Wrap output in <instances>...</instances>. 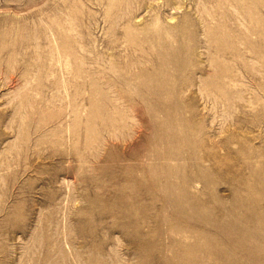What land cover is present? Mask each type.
Here are the masks:
<instances>
[{"label":"rangeland","instance_id":"rangeland-1","mask_svg":"<svg viewBox=\"0 0 264 264\" xmlns=\"http://www.w3.org/2000/svg\"><path fill=\"white\" fill-rule=\"evenodd\" d=\"M0 264H264V0H0Z\"/></svg>","mask_w":264,"mask_h":264},{"label":"bare ground","instance_id":"bare-ground-1","mask_svg":"<svg viewBox=\"0 0 264 264\" xmlns=\"http://www.w3.org/2000/svg\"><path fill=\"white\" fill-rule=\"evenodd\" d=\"M126 4H128V3H126ZM122 13V12H121ZM124 15V14H123ZM126 15V14H125Z\"/></svg>","mask_w":264,"mask_h":264}]
</instances>
